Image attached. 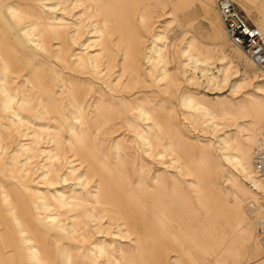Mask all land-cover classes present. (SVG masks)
<instances>
[{"label": "rangeland", "instance_id": "obj_1", "mask_svg": "<svg viewBox=\"0 0 264 264\" xmlns=\"http://www.w3.org/2000/svg\"><path fill=\"white\" fill-rule=\"evenodd\" d=\"M216 2L0 0V264H264V72Z\"/></svg>", "mask_w": 264, "mask_h": 264}, {"label": "built area", "instance_id": "obj_2", "mask_svg": "<svg viewBox=\"0 0 264 264\" xmlns=\"http://www.w3.org/2000/svg\"><path fill=\"white\" fill-rule=\"evenodd\" d=\"M216 7L232 43L242 50L260 71L264 72L263 32L249 23L234 0H217ZM263 148L257 149L254 154V170L257 175L264 173ZM262 244L264 246V237Z\"/></svg>", "mask_w": 264, "mask_h": 264}, {"label": "bare ground", "instance_id": "obj_3", "mask_svg": "<svg viewBox=\"0 0 264 264\" xmlns=\"http://www.w3.org/2000/svg\"><path fill=\"white\" fill-rule=\"evenodd\" d=\"M220 17V16H219ZM31 27V26H30ZM225 27V26H224ZM239 49V48H238ZM242 51V50H241ZM246 55V54H245ZM194 62H195V60H193ZM187 99V98H186ZM3 102V101H2ZM76 137V136H75ZM230 159V158H229ZM231 162L232 163H234V164H236L241 170H242V173L243 174H246L247 173V168L245 167V164L243 163V159H237V158H231ZM252 166H254L253 164H252ZM180 167V166H179ZM255 171V170H254ZM256 173V172H255ZM242 174V175H243ZM251 178V177H250ZM254 179H256V177L254 176L253 177ZM252 178V179H253ZM254 185V186H253ZM251 186H252V188L254 189V190H252V191H255L256 190V187H257V185H256V183L255 184H251ZM260 188V187H259ZM264 189V188H263ZM235 191V190H234ZM92 195V194H91ZM191 196V195H190ZM129 197L131 198V200H134L135 202H137L138 204H140L141 202H142V200H143V198H144V196L139 192V191H137V190H135V189H131L130 190V192H129ZM190 199H193L192 197H190ZM143 201H145V204L147 205V206H151L152 205V202H148V200L146 199H144ZM257 203V202H256ZM253 204V203H252ZM253 206V208H255L254 207V204L252 205ZM95 208V207H94ZM145 209H147V208H145ZM255 210V209H254ZM260 210V208H258L257 209V213H258V211ZM103 212V211H102ZM90 214V213H89ZM153 217H154V220L156 221V220H159V219H157L158 217L154 214L153 215ZM256 217V216H255ZM96 261V260H95Z\"/></svg>", "mask_w": 264, "mask_h": 264}]
</instances>
